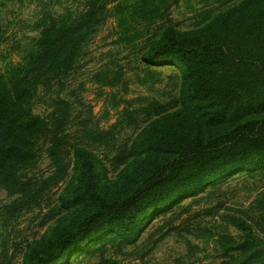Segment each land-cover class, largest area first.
I'll return each instance as SVG.
<instances>
[{"label": "rangeland", "instance_id": "obj_1", "mask_svg": "<svg viewBox=\"0 0 264 264\" xmlns=\"http://www.w3.org/2000/svg\"><path fill=\"white\" fill-rule=\"evenodd\" d=\"M174 1L157 6L163 17L133 23L128 36H135V31L141 36L130 41L117 27L108 0H0L3 62H19L52 20L81 18L84 34L74 70L53 79L50 88L41 85L33 99V113L48 119L54 111L59 114L57 100L68 103L60 111L65 117L58 128L64 138L65 173L55 175L47 143L41 142L36 164L23 171L34 181L32 190L8 193L0 188V264H29L32 250L44 246L54 228L67 226L79 212L80 207H71L67 200L77 174V148L94 162L108 196L123 194L127 177L147 157L138 153L156 118L147 116V105L158 112L180 105L175 68L145 63L151 42L159 40L168 20L180 32L191 33L243 0ZM94 7L98 12L89 19ZM233 113L235 119L261 118L264 88ZM225 117L212 119L217 125L210 127L216 130L226 125L220 123H230ZM108 237H101L95 247L106 245V259L116 264H264V160L150 214L128 242L121 238L112 244ZM68 263L104 264L98 253L71 255Z\"/></svg>", "mask_w": 264, "mask_h": 264}, {"label": "trees", "instance_id": "obj_2", "mask_svg": "<svg viewBox=\"0 0 264 264\" xmlns=\"http://www.w3.org/2000/svg\"><path fill=\"white\" fill-rule=\"evenodd\" d=\"M164 1L108 0V5H113L117 27L131 41L141 36L139 31L128 36L132 24L159 17L157 6ZM97 12L94 7L88 18ZM81 20L45 24L36 44L21 54L19 62H3L0 53V188L8 193H26L34 187L23 171L36 164L41 142L47 143L55 175L65 173L64 138L58 128L65 117L60 111L68 103L57 100L59 114L54 111L48 119L33 113V99L41 85L50 88L53 79L74 70L84 44ZM150 45L145 63L175 68L180 105L173 111L160 108V112L147 105V116H156L138 150L147 157L127 177L123 194L108 196L86 151L73 152L77 174L67 200L71 207H80L79 212L67 226L54 228L44 246L32 250L29 264H69L71 255L91 253H98L104 264H116L106 259V245L96 249L101 237L109 234L112 244L121 238L128 242L150 214L219 177L264 160V115L233 117L237 105L264 88V0H243L191 33L180 32L168 20L159 40ZM223 115L231 122L211 128L217 125L212 119Z\"/></svg>", "mask_w": 264, "mask_h": 264}]
</instances>
